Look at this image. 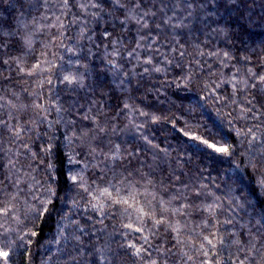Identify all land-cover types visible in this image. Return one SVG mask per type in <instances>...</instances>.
<instances>
[{
    "label": "trees",
    "instance_id": "obj_1",
    "mask_svg": "<svg viewBox=\"0 0 264 264\" xmlns=\"http://www.w3.org/2000/svg\"><path fill=\"white\" fill-rule=\"evenodd\" d=\"M80 2L85 5L84 9L72 7L69 11L63 7L61 0H48L47 5L43 4V0H33L32 7L25 8L23 14L8 2L0 5V17L14 25L11 29L5 27L4 31L15 33L11 37L5 36L2 41L5 47L0 50V59L8 61L7 64H0V97H3L0 102L6 104L3 110L5 114L11 112V124L22 126L26 115L32 120L28 125L31 131L22 133L23 140H14L7 133L4 135V159L19 149V161L27 167L31 158L25 161L28 154L21 144L29 141L33 149L39 151L37 144L47 148L51 141L52 152L41 157L43 163L38 168L33 163V174L38 179H46L45 166L51 165L52 176L59 182L61 177L58 170L62 158L68 184L73 187L67 197L61 192V199L56 201L55 207L48 206L51 214L35 223L25 220L27 208L35 202L29 201L25 205L21 201L17 204L15 215L24 223H18L12 217L3 221L4 227L0 228V232L5 234L3 240L10 241L5 250L11 255L7 261L0 260V264H84L85 260L88 264H146L128 254L132 249L121 247L126 242H135L132 236L122 234L128 231L123 227V223L128 221L121 216L105 217L103 223L96 224L95 230L86 225L85 231L94 235L82 237L85 242L82 252L75 240H65L74 231L72 220L85 224L81 218L83 208L74 210L73 202L68 197L84 205L85 200L77 193L82 196L86 194L74 185L71 177L79 180L83 176L87 184H92L101 169L104 170L105 180L114 176H128L137 187V200L141 204H146L153 196L163 201L176 196L172 204L179 206L181 194L195 199L194 192L199 191L201 186L223 198L225 182L232 185L233 195L247 196L253 204L257 199L264 202V188L258 183L260 174L264 173V148L261 147L264 143V125L256 133L258 140L253 142L251 148L245 139L243 146L237 149L240 155L234 163L244 173L246 185L241 194L238 192L240 185L228 180L232 165L218 163L193 152L190 142L181 139L171 130L168 120L164 119L170 118L177 127L187 121L198 125L193 129L198 134H206L210 130L229 138L232 143L239 144L244 139L237 137L227 123V112L233 109L238 111L237 104L226 107L222 106L223 99L213 102L209 98L206 108H198L191 115L184 109L189 100L205 95L216 84L221 85L216 92L220 97L230 96L234 90L232 85H236L235 98L240 107L245 106V93L254 91L244 88L245 84L255 82L251 72L264 74V0H141L139 7L131 0H122L127 5V21L123 28L119 21L124 20L125 15L115 6L96 9L89 6V0ZM107 13H111V17ZM42 15L50 19H41ZM57 16L60 17L59 21L55 19ZM34 18L38 25L33 24ZM61 22L64 25L59 29V32H63L62 36L58 34V27L48 26L50 23L59 26ZM104 28L110 31L115 29L118 41L115 45L108 43L112 36L102 42ZM137 42L140 47L131 58H127V53L133 50ZM173 48L177 51L173 52ZM181 50L185 52L184 57L178 54ZM201 52L203 55L199 54ZM213 52L219 55H209ZM225 52L229 54L227 57L223 55ZM149 57L153 64H143ZM36 58H39L45 71L39 76L26 75L37 62ZM168 60L172 64H168ZM108 61L117 65L120 72H128L135 67V76L109 71ZM181 61L192 67L203 66V71H197L192 82L182 80L177 75L179 69L174 67ZM153 66L163 71L153 72ZM144 67H148L149 72L141 77ZM98 72L104 73L101 79L106 83L113 82L115 95L128 103V108H116L112 96L102 95L103 90L95 87ZM63 76L81 80L82 86L61 82ZM48 80L52 83L48 84ZM201 81L209 85L203 92L200 91ZM41 82L43 87H40ZM169 82L173 86H169ZM176 83L181 87L176 88ZM181 97L187 99L181 101ZM33 100L41 107H29L25 112L21 106L31 105ZM146 104L153 107H146ZM142 111L161 117L160 122L152 123L149 116L140 114ZM237 111H232L233 117ZM261 120H264V116H261ZM252 123L258 122L249 120L248 126ZM203 125H207V129ZM232 125L238 128L243 122L233 119ZM101 128L103 132L99 131ZM81 129L87 131L89 137H98L91 141L93 147L99 145L95 159L85 156L90 149L77 139ZM253 131L256 132V129ZM68 137H72L71 143ZM87 139L84 138L85 141ZM105 154L108 156L106 160ZM114 155L117 156L115 160L111 158ZM69 156L72 157L71 164L68 162ZM82 156L85 158L82 159ZM249 157L254 160L255 169L249 166ZM93 164L99 167H93ZM214 184H220V190L215 189ZM108 211L105 208V212ZM65 216L66 219H62ZM185 219L189 220L190 227H195L197 214L193 213L190 218L176 215L172 222L179 221L183 225ZM148 227L152 225L148 224ZM30 230L40 235L32 236ZM160 232L164 233L163 226ZM144 234L150 235L148 232ZM163 238L165 244L162 247L166 250L170 246L169 234H164ZM180 238L186 242L188 240L184 233ZM153 239L156 243L160 242L158 238ZM96 246L103 249L104 259L95 260L91 255ZM173 252L177 255L172 257L169 264H185L181 258L184 252L195 254L187 244L173 248Z\"/></svg>",
    "mask_w": 264,
    "mask_h": 264
},
{
    "label": "snow or ice",
    "instance_id": "obj_2",
    "mask_svg": "<svg viewBox=\"0 0 264 264\" xmlns=\"http://www.w3.org/2000/svg\"><path fill=\"white\" fill-rule=\"evenodd\" d=\"M8 2L11 7L17 8L21 14L25 8H30L33 5V0H0V5ZM131 2L137 7L140 6L141 0H131ZM61 3L65 9L71 10L72 7H78L84 9L85 5L80 2V0H61ZM43 4L47 5L48 0H43ZM89 6L96 9H104L105 7L118 8L124 15L125 19L120 20V26L123 28L127 21V5L122 0H89ZM111 17V13H107ZM146 14V13H145ZM93 16L96 13H92ZM41 19L49 20L47 16H41ZM57 21L60 17H55ZM72 22H75L74 20ZM33 24L38 25V21L34 18ZM13 23L11 21H6L0 17V50L5 47L2 42L5 36L11 37L15 33L9 31L5 32L4 29L13 28ZM49 27L57 28L58 34L63 35V32H59V29L64 27L61 22L59 26L55 23H50ZM147 27V25H144ZM115 29L111 31L108 28H104L101 33L102 42L108 37L112 36L113 39L108 41L109 44L115 45L118 41L115 38ZM142 39V37L140 38ZM140 47L139 43L135 44L132 51L127 53V58H131L133 53ZM181 48L183 46H180ZM158 51V49H157ZM173 52L177 49L173 48ZM179 56L184 57L185 52L179 51ZM203 55V53H199ZM209 55H219L216 52L209 53ZM227 57L229 54L225 52L223 54ZM31 69L26 73L28 76H39L45 69L41 68V61L36 58ZM7 60L0 59V64H7ZM145 65L153 64L151 57L142 62ZM168 64H172L171 60L167 61ZM199 64V62H196ZM110 66L109 71H116L120 75L127 76L131 73L135 76V67L129 69L128 72H120L117 65L113 64L112 61H108ZM175 68L179 69L177 75L180 79L192 82L193 76L197 71H203V66L192 67L183 64V62H177L174 65ZM39 70V71H37ZM152 71L159 73L163 71L159 67H152ZM251 72V69H249ZM149 72L148 67H144L141 73V77ZM104 73H97V82L95 87L101 89L102 95H111L113 103L116 108H128L129 104L126 103L119 95H115L116 89L113 87V82H105L101 79ZM251 75L255 78V82L250 85L245 84L244 88L251 89L254 91H248L245 93L244 102L245 106L240 107L239 102L236 100L237 90L236 85H232L233 91L228 97H220L216 95L217 89H220L221 85L216 84L211 88V91L206 92L203 96H198L194 100H189L188 104L185 106V111L189 115L197 111V109L206 108V101L211 98L213 102H220L224 100L222 106L231 107L232 104L238 105L237 109L232 111H237L235 117L232 116V111H228L226 114L227 123L232 130L235 132L237 137H241L239 144L230 142L229 138L221 136L219 133H213L208 130L206 134H198L193 131L198 125L190 124L187 121H183V126L177 127L175 123L172 122L170 118L164 117L171 124V130L176 132L177 135L184 139L186 142H190V147L193 152L199 153L202 156L212 159L218 163H227L232 165L228 171V180L233 181L234 184L240 185L238 188L239 193L244 192V173L241 172L238 164H235V158L240 155L237 151L238 147H242L245 139L249 148H251L254 141L258 140L257 132L260 131L261 126L264 125V120H261V116H264V74H257L251 72ZM235 78V74H233ZM67 81L68 84L75 83L77 87L82 86V82L75 77L70 78L68 76H63L61 82ZM48 84L52 81L48 80ZM131 83V80H129ZM229 84L232 81H228ZM259 85V86H258ZM169 86H173L169 82ZM176 88H180L181 84L176 83L174 85ZM40 87H43V82L40 83ZM185 91H187V86L185 85ZM209 88L207 83L201 81L200 91H205ZM109 89L111 91H109ZM35 95V94H34ZM147 99V94L145 95V100ZM181 101L187 99V97H181ZM0 101H3V97H0ZM159 103V100H156ZM11 104V101L7 102ZM146 107H153L152 104H146ZM6 107L5 103L0 102V228L4 227L3 221H6L9 217L16 219L18 223H24L18 216L15 215L17 211V204L21 201L25 205L29 204V201H34L35 204L27 208L25 214V220H30L33 223L39 221L41 217L48 216L51 214V205L55 207L56 201L61 199L60 193L63 192L65 196L73 190V187L68 184V179L64 173V162L61 158V167L58 170L61 180L58 182L52 176L51 165L45 166L46 179H38L34 175L35 169L32 168L33 163L36 164L38 168L43 160L41 157L48 156L52 152V142L48 143V147L44 148L37 144L36 148L39 151L33 149V146L29 141H24L21 147L26 149L28 158H31L30 162H27V167L21 164L19 157L21 153L17 149L12 155L4 159V148H3V137L7 133L9 137L14 140H23L22 133L29 132L31 129L28 127L32 120L26 115L24 124L22 126L13 125L10 121L13 119L11 112L5 114L4 109ZM15 107V105H13ZM25 112H27L29 107H41L37 104L35 100L31 102V105L21 106ZM159 111V109H157ZM141 115L149 116L152 123H159L161 117L155 116L148 112H141ZM242 121L243 125L241 127H234L232 125V120ZM253 122L251 126H248V121ZM207 129V125H203ZM188 129L187 131L185 129ZM256 129V132L253 129ZM103 132L104 129H99ZM95 132V129H93ZM75 135V133H73ZM84 138H88L86 141ZM98 137L93 135L88 136V132L81 129L80 135L77 137L81 140L83 146L90 149L89 152L85 153V156H92L93 159L96 158L94 155L97 151L96 147L92 146L91 141L96 140ZM69 143H71L72 137L67 138ZM147 140V136L144 137ZM31 140V137H29ZM150 143V141H149ZM264 148V143L261 145ZM101 153L103 149H100ZM12 153V150L9 149ZM13 155L15 158H13ZM62 156V154H61ZM82 156V159L85 158ZM113 160L117 159V156L111 157ZM104 159H108L105 154ZM69 164L72 162V157L68 158ZM249 166L253 169L256 168L254 160L249 157ZM87 167V165H85ZM93 167H99V165L93 164ZM31 169V171L29 170ZM104 170L101 169V173L97 176L92 184H87L83 176L79 180L75 176L71 177L74 185L83 190L86 196H82L81 193H77V196L85 200L84 205H80L72 197H68L73 202L74 210L78 211L81 207L83 208L84 215L81 217L85 224H81L80 220H72L71 223L74 225V231L69 237H65L66 242L75 240L79 250L82 252L85 247V242L82 239L84 236L94 235V233L86 232L85 226L90 225L93 230L96 229L97 223H103L105 217H111L113 215L121 216L127 223H123V227L128 229L127 232L122 233L125 237L132 236L135 242H126L121 245L122 248L132 249L133 251L128 253L129 255L138 257L140 260L145 261L146 264H169V261L177 253L173 252V248H177L180 245L189 246L194 250V255H190L187 252L182 253L181 258L184 260L185 264H264V202L257 199L255 204L251 203L249 197L242 195H233L232 185L227 182L224 183V193L223 198L220 195H216L215 192L211 190H205L203 186L199 191L194 192L195 199H191L189 196L181 194L178 201L179 206L173 205L172 200H176V196H172L170 200L163 201L157 200L153 196L152 200H147L146 204H141L137 200L139 195L136 185L129 179L128 176L113 177V179H104ZM261 178L258 183L259 186L264 188V173H261ZM116 180L117 182H113ZM99 181V183H97ZM127 181V183H126ZM214 188L220 190V184H214ZM87 197H90L88 199ZM155 201V203H153ZM67 202V201H66ZM105 208L109 211L105 212ZM193 213L197 214V223L195 227H190L189 220L185 219L183 225L179 221L173 223V217L176 215L184 216L186 218L192 217ZM62 219H66L62 217ZM148 224L152 227L149 228ZM163 226L164 233L160 232V228ZM101 231H103L101 229ZM148 232L150 235H145ZM181 233L187 235V242L181 239ZM32 236L40 235L37 231H31ZM136 234V235H133ZM164 234H169V247L165 250L162 247L165 244L163 238ZM4 233L0 232V260L7 261L11 253L6 249L10 241L3 240ZM193 236L195 239H193ZM153 238H158L159 243H156ZM23 239V237H21ZM199 241V243H196ZM139 244V247L137 246ZM155 254V255H154ZM95 260H102L105 258L103 249L99 246L94 248L91 253ZM76 259V257H73ZM117 259V257H113ZM84 264H88L85 260ZM174 264V262H173Z\"/></svg>",
    "mask_w": 264,
    "mask_h": 264
}]
</instances>
